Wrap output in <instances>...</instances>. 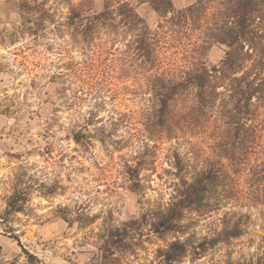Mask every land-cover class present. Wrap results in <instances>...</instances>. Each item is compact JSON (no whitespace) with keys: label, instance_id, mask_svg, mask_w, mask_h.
<instances>
[{"label":"rangeland","instance_id":"374dc122","mask_svg":"<svg viewBox=\"0 0 264 264\" xmlns=\"http://www.w3.org/2000/svg\"><path fill=\"white\" fill-rule=\"evenodd\" d=\"M21 1L0 0V210L20 173L28 171L25 184L33 187L23 212L0 218V264H167L162 250L179 240L186 251L169 264L264 263V170L244 165L234 131L221 121L202 128L182 111L184 98L158 124L152 70L140 60L114 61L108 75L105 61L114 55L106 53L104 74L81 70L96 47L59 22L66 24L72 4L86 1L99 12L106 0H47L55 18L39 27L37 15L23 17ZM130 1L157 30L163 18L151 2ZM228 51L215 43L204 58L219 65ZM206 167L216 171L202 201L184 208L177 230L155 231L184 197V179ZM111 226L128 228V245L105 263L102 235Z\"/></svg>","mask_w":264,"mask_h":264},{"label":"trees","instance_id":"16d2710c","mask_svg":"<svg viewBox=\"0 0 264 264\" xmlns=\"http://www.w3.org/2000/svg\"><path fill=\"white\" fill-rule=\"evenodd\" d=\"M64 1L73 3V0ZM149 1L163 18L157 30L150 28L130 0H106L104 10L99 12L87 10L86 1L72 4L66 24L59 22V28H72L76 41L96 47L81 70L94 76L98 71L104 74L101 67L106 57L101 59L106 53L114 55L105 61L108 75L116 70L112 68L114 61L140 60L152 70L150 78L158 99V124L170 120L173 106L184 98L188 104H184L182 111L188 117L190 112L194 113L191 118L202 128L208 124L218 127L221 121L234 131L235 138L244 146V165L256 167L260 174L264 170V0H196L183 9H177L174 0ZM20 9L28 19L30 15H37L38 27L47 19L55 18L47 0H22ZM38 27L30 29L39 34ZM130 33L135 36L134 40H124V35ZM215 43L226 44L229 51L219 65H210L204 56ZM173 50H176L175 58L170 57ZM125 66L121 69L125 70ZM81 82L84 87L90 84L85 78ZM214 171L206 167L193 181L184 179V197L163 212L154 224L155 231L164 233L180 227L178 221L183 218L184 208L202 201L201 193L214 183ZM27 176L28 171L17 176L6 209L0 210L3 222H9L13 214L26 209L33 187L25 184ZM41 186L47 188L44 182ZM7 227L16 232L13 226ZM232 233L238 236L242 230ZM128 235L127 227L115 226L103 233L101 249L105 263L113 259L118 249L128 245ZM17 240L32 256L20 238ZM185 251L186 244L179 240L162 250L161 255L164 263L169 264L179 260Z\"/></svg>","mask_w":264,"mask_h":264}]
</instances>
